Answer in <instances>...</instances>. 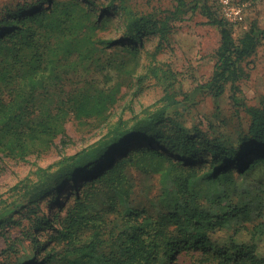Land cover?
<instances>
[{"label":"trees","instance_id":"1","mask_svg":"<svg viewBox=\"0 0 264 264\" xmlns=\"http://www.w3.org/2000/svg\"><path fill=\"white\" fill-rule=\"evenodd\" d=\"M176 1L163 18L123 0H19L0 14V150L23 158L29 143L56 134L66 104L77 117L102 116L125 76L152 78L163 90L162 105L117 119L90 145L14 184L20 201L37 208L51 196L63 213L50 219L34 210L33 230L8 239L6 264H178L182 255L193 264H264V207L251 226L224 231L233 217L246 214V207L227 198L228 186L264 162V107L249 110L246 133L226 140L187 128L169 134L162 127L183 88L180 73L150 51L146 39L156 34V48L162 47L170 19L186 4ZM191 2L220 32L207 91L219 98L230 82L232 103L244 106L236 81L247 77L242 62L264 39V27L253 21L235 38L207 0ZM71 72L84 76L83 83L64 91L61 81ZM95 72L103 74L102 83L90 80ZM62 92L66 97L53 113L40 109L32 117L40 95ZM141 140L177 152L178 160L154 147L130 149ZM203 153L210 157L196 166L193 161ZM140 158L143 169L160 174L163 210L150 212L131 203L126 168ZM205 204L217 210L210 213ZM7 209L0 207V225L13 216L14 209Z\"/></svg>","mask_w":264,"mask_h":264},{"label":"rangeland","instance_id":"2","mask_svg":"<svg viewBox=\"0 0 264 264\" xmlns=\"http://www.w3.org/2000/svg\"><path fill=\"white\" fill-rule=\"evenodd\" d=\"M18 1L0 0V14L5 8L15 7ZM184 1L186 4L180 6V11H177L169 21L167 40L162 43V47L156 48V34L151 33L146 39L148 49L157 51L160 60L173 71L180 73L178 78L183 88V92L177 95V103L167 108L162 127L174 135L179 133L180 129L187 128L192 130V133H200L209 139L226 140L244 134L250 123L249 110L264 107V39L242 62L247 77L236 81L241 88L240 96L245 105L237 106L232 103L230 82L226 84L224 93L219 98H214L207 91L205 84L213 72L215 53L220 44L219 27L210 23L199 8H192L191 0ZM207 1L216 13L222 15L219 13L217 0ZM241 1L248 3L243 22L237 25L229 23L235 38H238L253 21L264 27V0ZM123 2L136 11L152 13L156 18H163L168 15V11L175 10L177 6L176 0H123ZM109 15L113 14L110 12ZM102 33L108 34L107 31L96 34ZM90 75V80L98 83H102L104 79L102 73L95 72ZM112 76L117 79L116 74L113 73ZM83 79L84 76L71 72L61 81L63 90L73 91L74 87L83 83ZM121 81L116 100L108 105L102 116L77 117L66 104L63 110L66 112L60 115L55 127L58 130L56 134L29 143L31 146L23 158L15 151L0 150V207L6 205L7 210L14 209L12 218L5 219L0 225V264H6L3 250L8 239L20 236L22 229L33 230L31 218L35 216L34 210L37 211V215H48L50 219H53L56 213H63L61 205L55 206L51 196L43 197L37 208L34 204L20 201L12 188L15 183L26 176L32 179L37 167L48 166L62 155L74 153L90 145L117 119H130L135 115H141L146 108L154 109L163 104L160 102L163 90L154 79L138 81L135 76H125ZM39 97V107L34 105L35 112L32 117L36 116L40 109H48L53 113L66 95L62 92L60 95ZM39 118L40 116L37 117ZM138 147H154L161 153L171 156L174 161L178 160L177 152L158 143L149 144L141 140L130 145L132 150ZM202 157L210 156L208 153L198 154V159L193 161L196 166L201 164ZM141 159H137L135 164L126 168L127 177L133 187L131 203L150 212L163 210L164 205L159 199L163 190L160 174L143 169ZM227 191V198L240 207H246V214L241 213L233 217L224 231L231 232L243 223L251 226L259 219V213L264 207V162L238 176L235 183L228 186ZM205 210L215 212L217 206L205 204ZM178 264H193L192 258L182 255Z\"/></svg>","mask_w":264,"mask_h":264},{"label":"built area","instance_id":"3","mask_svg":"<svg viewBox=\"0 0 264 264\" xmlns=\"http://www.w3.org/2000/svg\"><path fill=\"white\" fill-rule=\"evenodd\" d=\"M219 13L229 23L237 25L243 22L245 18V9L248 3L246 1L235 0H217Z\"/></svg>","mask_w":264,"mask_h":264}]
</instances>
